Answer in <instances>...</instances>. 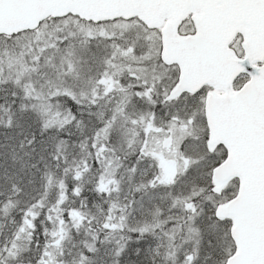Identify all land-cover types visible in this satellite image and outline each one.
<instances>
[{
	"label": "snow or ice",
	"instance_id": "1",
	"mask_svg": "<svg viewBox=\"0 0 264 264\" xmlns=\"http://www.w3.org/2000/svg\"><path fill=\"white\" fill-rule=\"evenodd\" d=\"M0 264H264V0H0Z\"/></svg>",
	"mask_w": 264,
	"mask_h": 264
}]
</instances>
